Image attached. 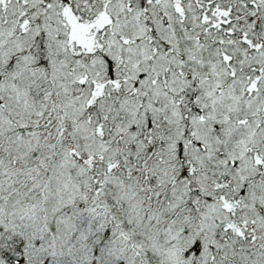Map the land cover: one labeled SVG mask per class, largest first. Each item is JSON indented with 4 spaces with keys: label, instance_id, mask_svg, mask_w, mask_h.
I'll use <instances>...</instances> for the list:
<instances>
[{
    "label": "snow or ice",
    "instance_id": "1",
    "mask_svg": "<svg viewBox=\"0 0 264 264\" xmlns=\"http://www.w3.org/2000/svg\"><path fill=\"white\" fill-rule=\"evenodd\" d=\"M0 264H264V0H0Z\"/></svg>",
    "mask_w": 264,
    "mask_h": 264
}]
</instances>
